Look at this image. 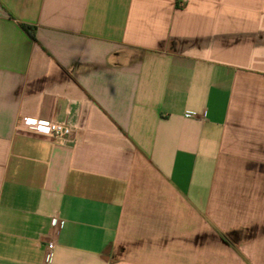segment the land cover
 <instances>
[{
	"label": "crops",
	"instance_id": "obj_1",
	"mask_svg": "<svg viewBox=\"0 0 264 264\" xmlns=\"http://www.w3.org/2000/svg\"><path fill=\"white\" fill-rule=\"evenodd\" d=\"M49 255L264 264V0H0V264Z\"/></svg>",
	"mask_w": 264,
	"mask_h": 264
},
{
	"label": "built area",
	"instance_id": "obj_2",
	"mask_svg": "<svg viewBox=\"0 0 264 264\" xmlns=\"http://www.w3.org/2000/svg\"><path fill=\"white\" fill-rule=\"evenodd\" d=\"M24 128L43 136L56 140L64 141L72 135V128L60 122L45 119H25L23 120ZM52 244H48V249H52ZM51 263V256L47 257V264Z\"/></svg>",
	"mask_w": 264,
	"mask_h": 264
},
{
	"label": "trees",
	"instance_id": "obj_3",
	"mask_svg": "<svg viewBox=\"0 0 264 264\" xmlns=\"http://www.w3.org/2000/svg\"><path fill=\"white\" fill-rule=\"evenodd\" d=\"M20 27L22 28V30L24 32H26V34H28V36L32 39L35 40V36H34V28L25 24H20Z\"/></svg>",
	"mask_w": 264,
	"mask_h": 264
}]
</instances>
